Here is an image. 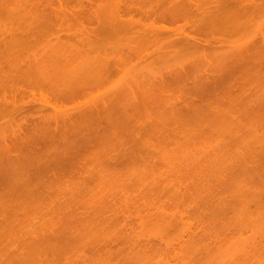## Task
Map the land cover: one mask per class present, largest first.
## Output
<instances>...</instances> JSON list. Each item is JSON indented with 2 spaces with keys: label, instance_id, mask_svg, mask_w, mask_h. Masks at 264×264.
I'll list each match as a JSON object with an SVG mask.
<instances>
[{
  "label": "rangeland",
  "instance_id": "1",
  "mask_svg": "<svg viewBox=\"0 0 264 264\" xmlns=\"http://www.w3.org/2000/svg\"><path fill=\"white\" fill-rule=\"evenodd\" d=\"M62 1L1 52L0 264L264 263V0Z\"/></svg>",
  "mask_w": 264,
  "mask_h": 264
},
{
  "label": "bare ground",
  "instance_id": "2",
  "mask_svg": "<svg viewBox=\"0 0 264 264\" xmlns=\"http://www.w3.org/2000/svg\"><path fill=\"white\" fill-rule=\"evenodd\" d=\"M58 1H60V5H64V4H66V5H68V2L67 1H65V2H67V3H63V1L62 0H58ZM62 1V2H61ZM76 1V0H75ZM82 1V0H81ZM93 1V2H92ZM97 1H99V0H97ZM96 0L94 1V0H86L84 3L82 2V4L81 3H79L80 4V6L83 8V10H85V11H89V9L87 10L85 7H90V5H92L93 3H95V4H93V6L95 7H93V9H96V2H97ZM215 2H217L219 5H221V4H226V2L228 1V0H214ZM237 1V0H236ZM258 1V0H257ZM257 1H255V0H253L252 2H254V3H252L251 1V5H252V7H251V5L249 6V7H251V9L252 8H255V6H257V5H262V4H258L259 2H257ZM55 2H57V1H55V0H0V23L2 22V21H5L4 23L2 22L1 23V26H0V32L2 33L3 32V30L4 29H7V30H5V32H6V35L4 36L3 34L5 33V32H3V34H1L0 33V36H1V38L2 39H0V56H1V52L3 51V50H6L7 48H9L10 46H12V49H11V47H10V49H7L6 51H4L5 53H7L8 55H10L9 57V59H11L12 58V60H14L15 59V57H14V51H13V48H14V46H21V45H23V44H25L26 42H28V41H32L31 39H33L34 41L36 40V38H37V35H35L37 32H41V34H43V32H46L45 34H47L48 35V37L51 35V33L52 34H54L56 31H58V30H60V29H58V30H56L55 31V29H57L61 24H63L64 23V20L66 21V22H69L70 20L72 21V20H74V19H69V18H66L64 15H65V13L62 11L61 13H56V12H54L55 11V7L53 6V5H55V6H59V5H57ZM100 2H101V0H100ZM103 2H108V4H106L107 6V8L109 7V9L110 10H108V13L107 12H105L107 9H104V8H102L101 6H99V5H97V11L98 12H96V13H100L99 15L97 14V20L99 19V21L101 22L100 24L101 25H104L105 24V26H108V27H110V29H114V30H123V28H121V26L119 27V25H115V23L116 22H111V21H109L110 19H107L105 22H103V20L105 19V18H107V17H109L110 15H111V13L109 12V11H113V13L115 12V14L117 13V10H114V6L115 5H113V4H115V2H114V0H111V1H103ZM118 2V1H117ZM239 4H243V3H241L240 2V0H238L237 1ZM242 2H243V0H242ZM58 3V2H57ZM69 3H70V1H69ZM76 3H78V2H76ZM79 4H76V5H74V9H75V6H79ZM72 5V4H71ZM70 4L68 5V6H71ZM102 5V4H101ZM245 5V4H244ZM243 5V6H244ZM254 5V6H253ZM59 6V8L61 7V9L63 8V10H66V7L67 8H69V10L70 9H72L71 7H68V6ZM99 6V7H98ZM113 6V7H112ZM80 7V8H81ZM111 7H112V10H111ZM247 7V6H246ZM248 7V8H249ZM58 8V7H57ZM58 8V9H59ZM77 8V10L76 11H78L80 8L79 7H76ZM99 8V9H98ZM74 9L72 10L73 11V13H74ZM92 9V8H91ZM90 9V12H92V10ZM188 9V8H187ZM186 8L183 10V12L181 11V13H183V15H185L186 14V12L188 13L189 11H186L187 10ZM60 10V9H59ZM71 11V10H70ZM95 11V10H94ZM102 11V12H101ZM186 11V12H185ZM54 12V14L52 15V13ZM79 12V11H78ZM87 12H86V14H87ZM180 12V11H179ZM184 12H185V14H184ZM95 13V14H96ZM81 14H83V13H78V15L79 16H82ZM85 14V13H84ZM83 14V15H84ZM85 14V15H86ZM74 15V14H73ZM105 15V16H104ZM117 15H118V13H117ZM186 16V15H185ZM118 17H119V15H118ZM64 18H66V19H64ZM111 18V17H110ZM68 19V20H67ZM119 19H120V17H119ZM78 20V19H77ZM76 20V21H77ZM111 20L112 21H114V19H112L111 18ZM121 20V19H120ZM123 20V19H122ZM75 21V20H74ZM119 21V20H118ZM125 21V20H124ZM6 23V25L4 26V25H2V24H5ZM69 23H71V22H69ZM9 24V25H8ZM3 26V27H2ZM118 26V27H117ZM5 27V28H4ZM117 29H116V28ZM1 28H4V29H1ZM63 28V27H62ZM149 30H151L153 33H149V32H151V31H149ZM10 33H9V32ZM19 31V32H18ZM147 32H143L144 34H146L145 35V37H146V39H149L150 41H156V39L157 40H160V38H163L162 37V35H160V34H157V33H160L161 31H163V30H161L160 28L158 29V31H156V29H155V26H154V28H152V27H149L147 30H146ZM154 31L155 32H157V33H154ZM35 33V34H34ZM50 33V34H49ZM164 33V32H163ZM32 34H34L33 35V37H32ZM28 35H31L29 38L27 37ZM4 36V37H3ZM35 36V37H34ZM165 36V35H164ZM4 38V39H3ZM5 38H7V40L5 39ZM55 38V37H54ZM189 38V37H188ZM187 37L186 38H182V39H180V41H179V43H190L189 42V39H188ZM24 41H23V40ZM25 39H26V41H25ZM37 39H39V38H37ZM49 39H51V38H49ZM53 39V38H52ZM51 39V40H52ZM55 39H58V38H55ZM2 40V41H1ZM46 40V39H45ZM182 40V41H181ZM7 41V42H6ZM44 41V40H43ZM4 42V43H3ZM45 42H48V41H45ZM51 42V41H50ZM50 42H48V44L45 46L44 45V51H46V52H43L44 53V55H46L45 53H47V54H50V53H52L53 51H51V48H55V49H53V50H55V52H54V54H57L58 52L59 53H61V49L60 50H57L58 52H56V48L58 49V47L59 48H61L62 47V50H63V52L61 53V55H63L64 54V51H65V49H64V47H63V45H58V44H56V43H58V42H56L55 44H54V42H52L51 43V45H50ZM3 45H5L4 47H2ZM61 46V47H60ZM43 47V46H42ZM45 47H47L48 49L46 50L45 49ZM10 52H9V51ZM9 53H8V52ZM12 51V52H11ZM37 51H39V49L37 50ZM40 51H42V48L40 49ZM49 51V52H48ZM65 52H68V51H65ZM53 54V55H54ZM59 54H57V56H58ZM12 56V57H11ZM35 56H37V54H33V57H34V61H36L37 60V63H40L41 61L40 60H43L44 59V57H42V56H37V57H35ZM33 57H32V59H33ZM40 57H42V58H40ZM55 57H56V55H55ZM60 57V56H59ZM58 57V58H59ZM0 59L2 60V61H0V63H3V62H5L3 59H2V56L0 57ZM36 59V60H35ZM45 60V59H44ZM43 60V61H44ZM31 62V61H30ZM30 62H26V63H30ZM28 66V65H27ZM26 66V67H27ZM127 88V87H126ZM125 89V88H124ZM122 92V91H121ZM123 92L124 93H122L120 96H115V99H116V101H118V98H119V101H122V100H124L125 98H126V95H127V93L126 92H128V91H126L125 92V90H123ZM119 93V92H118ZM117 97V98H116ZM92 108H96L95 106L94 107H92ZM88 109V108H87ZM96 110H97V112H98V108H96ZM102 110H104V109H102ZM85 111H89V110H84V111H82V113H77L78 115H80V117L81 118H79V116H77L76 114L75 115H73L74 117H71V118H67V116H65L67 119H64V120H62L64 123H69V124H72L73 122H75V121H78V120H74V118H79V120H81L82 118H84V119H87V118H90V117H92V115H89V113L88 112H85ZM98 113H100V112H98ZM88 114V115H87ZM84 115H86L87 116V118H86V116H84ZM72 116V115H71ZM95 116V115H94ZM83 119V120H84ZM55 123H59L58 122V120L57 121H55ZM60 124V123H59ZM69 124H66V126H68ZM166 220V219H165ZM261 222H259L261 225V227H264V218L263 219H261L260 220ZM164 222H166V221H164ZM166 223H168V222H166ZM168 224H170V223H168ZM260 228V227H259ZM263 233H264V228H262V229H260ZM184 234V233H183ZM226 243V242H225ZM231 243H232V241H231ZM235 242H233V244H234ZM227 244V243H226ZM225 244V245H226ZM230 244V243H229ZM232 244V245H233ZM236 245H233V246H235V247H232V249H234L233 251L231 250L230 251V248L229 247H226L224 250L226 251V253H227V255L226 256H223V257H227V259L228 260H226V261H228V263L229 264H236V263H238V262H240V261H243V262H246V261H248L249 259H250V257L251 256H253V257H256L257 258V260L258 261H255V263H258V262H260L261 264H264V263H262V261H261V259H260V256H259V258H258V253H259V248H257V246L255 245V246H253V247H251V248H249L248 246H247V244L246 245H244V246H242V247H240V245H238L237 243H235ZM167 245H169L170 246V244H168L167 243ZM172 247L174 246V245H171ZM170 246V247H171ZM238 246V247H237ZM227 248H229L228 250H227ZM170 249H173V250H175V248H170ZM236 249V250H235ZM228 251V252H227ZM230 252V253H229ZM221 253H224V252H221ZM220 253V254H221ZM229 253V254H228ZM221 256V255H220ZM223 257H221V258H223ZM224 260H225V258H223ZM256 260V259H255ZM140 260L138 259V262H139ZM155 262V261H154ZM157 262V261H156ZM159 262V261H158ZM140 263H142V262H140ZM160 263V262H159ZM163 263V262H162ZM260 263H258V264H260ZM154 264H156V263H154ZM158 264V263H157Z\"/></svg>",
  "mask_w": 264,
  "mask_h": 264
}]
</instances>
